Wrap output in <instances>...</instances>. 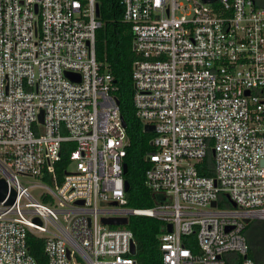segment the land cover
Here are the masks:
<instances>
[{"label": "built area", "instance_id": "obj_1", "mask_svg": "<svg viewBox=\"0 0 264 264\" xmlns=\"http://www.w3.org/2000/svg\"><path fill=\"white\" fill-rule=\"evenodd\" d=\"M119 2L157 203L128 206L130 141L96 58L97 0H0V180L16 193L0 201V264H37L29 236L47 264H136L132 216L163 223V264H257L245 232L264 221V0Z\"/></svg>", "mask_w": 264, "mask_h": 264}, {"label": "trees", "instance_id": "obj_2", "mask_svg": "<svg viewBox=\"0 0 264 264\" xmlns=\"http://www.w3.org/2000/svg\"><path fill=\"white\" fill-rule=\"evenodd\" d=\"M97 2L99 3V20L102 26L96 32V58L101 63L102 70L108 71L113 77L115 96L130 141L125 157L127 170L124 175L130 186L127 193L128 206L142 209L151 208L157 203L158 197L145 187L144 174L148 168L146 155L154 150L150 145L153 134L143 130V124L136 118L132 105V67L138 60V56L132 47L131 28L123 21V8L119 0H97ZM211 165L212 157L209 154L203 163L206 172L201 170V174H212ZM63 168L62 164L55 167L53 174L58 183L63 179ZM44 181L52 184L51 175L46 176ZM126 228L133 234L135 244L133 258L136 264H163L158 241L159 235L164 231L161 221L145 216H132L129 218ZM260 231H264V226L259 228L254 226V223H249L245 234L249 244L248 257L257 264H264V252L256 247V238ZM27 242L29 252L37 264H47L42 240L29 236ZM187 244L192 252L198 253L194 237ZM227 258L231 259L232 255H228ZM240 260L239 257L238 263Z\"/></svg>", "mask_w": 264, "mask_h": 264}, {"label": "water", "instance_id": "obj_3", "mask_svg": "<svg viewBox=\"0 0 264 264\" xmlns=\"http://www.w3.org/2000/svg\"><path fill=\"white\" fill-rule=\"evenodd\" d=\"M204 1L210 2L213 0H204ZM98 12H99V9L97 7V14H98ZM144 129L146 132H150V131H152L153 128H152V126L147 125L144 127ZM263 164H264V162H263ZM126 170H127V167L124 166V172H126ZM124 186H125V191L127 192L129 190V187H130L129 183L126 181ZM8 193H9V190L7 188L6 183L3 180H0V201H3L7 197ZM15 196H16L15 191L10 190L9 197H8L6 204L11 205L15 200ZM213 205H215V204L213 203ZM233 206H235L234 203H233ZM102 222L104 224H107V225H125L127 223V220L124 218H121V219L110 218V219H102ZM245 222L248 223V220H246ZM167 231L171 232V226L170 225L167 226ZM131 254H135L134 243H131Z\"/></svg>", "mask_w": 264, "mask_h": 264}, {"label": "rangeland", "instance_id": "obj_4", "mask_svg": "<svg viewBox=\"0 0 264 264\" xmlns=\"http://www.w3.org/2000/svg\"><path fill=\"white\" fill-rule=\"evenodd\" d=\"M257 223L258 224H256L255 226L261 227V223L260 222ZM256 239H257L256 247L264 252V231H260Z\"/></svg>", "mask_w": 264, "mask_h": 264}, {"label": "crops", "instance_id": "obj_5", "mask_svg": "<svg viewBox=\"0 0 264 264\" xmlns=\"http://www.w3.org/2000/svg\"><path fill=\"white\" fill-rule=\"evenodd\" d=\"M257 222H260L261 223V226H264V221H259V220H256V221H253V222H250V223H254V226L256 224H258ZM259 227V226H258ZM260 228V227H259Z\"/></svg>", "mask_w": 264, "mask_h": 264}]
</instances>
